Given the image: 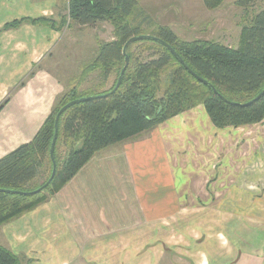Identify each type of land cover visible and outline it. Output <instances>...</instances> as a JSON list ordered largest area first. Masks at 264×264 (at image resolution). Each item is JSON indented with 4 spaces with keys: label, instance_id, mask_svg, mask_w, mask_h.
Here are the masks:
<instances>
[{
    "label": "crops",
    "instance_id": "crops-1",
    "mask_svg": "<svg viewBox=\"0 0 264 264\" xmlns=\"http://www.w3.org/2000/svg\"><path fill=\"white\" fill-rule=\"evenodd\" d=\"M204 10L207 17L200 10L171 22L181 24L183 40L210 41V31L200 25L213 24L214 18ZM40 18L55 27L67 22V0H0V30L15 20ZM67 23L61 30L25 23L0 32V105L6 100L0 108V159L33 139L69 89L71 81L52 68L61 50L69 49L64 37L75 43L73 28L75 35L92 32L96 53L111 41L93 38L105 23L93 28ZM217 36L212 40L226 47L238 45V38L228 44ZM81 57L74 59L78 69L94 59L86 64ZM231 130L215 128L198 106L99 152L48 201L1 225L0 247L21 264H264V249L254 253L245 247L264 243V218L257 222L261 239H254L252 227L242 232L236 215L224 225L229 235L221 226L212 235L199 230L205 221L200 213L264 211V204L254 203L252 187L239 182L225 161L231 148L237 150ZM187 212L198 215L189 219Z\"/></svg>",
    "mask_w": 264,
    "mask_h": 264
},
{
    "label": "trees",
    "instance_id": "trees-1",
    "mask_svg": "<svg viewBox=\"0 0 264 264\" xmlns=\"http://www.w3.org/2000/svg\"><path fill=\"white\" fill-rule=\"evenodd\" d=\"M201 1L209 11L217 10L225 2ZM259 1L235 0L234 5L243 11L244 17L238 45L229 48L215 41L182 40L163 25L155 26L152 33L146 34L144 26L151 19L139 8L137 0H67V22L89 28L108 23L113 40L99 45L91 64L83 69L80 79L56 99L50 115L33 139L0 159V190L28 193L44 185L52 172L49 151L58 111L77 99L113 91L125 65L123 47L131 38L150 36L157 40H139L126 47L128 65L116 91L75 104L60 115L53 150V180L32 196L0 192V226L48 201L99 152L151 131L198 106L204 108L217 129L261 124L264 95L246 106L264 89V9L249 15ZM67 22L64 19L55 27L46 18L20 19L4 25L0 32L17 29L25 23L45 24L61 30L69 25ZM96 70L100 71L103 82L113 78L112 85L100 92L82 90L84 78ZM32 74L30 72L28 77ZM0 264L21 262L0 247Z\"/></svg>",
    "mask_w": 264,
    "mask_h": 264
},
{
    "label": "rangeland",
    "instance_id": "rangeland-1",
    "mask_svg": "<svg viewBox=\"0 0 264 264\" xmlns=\"http://www.w3.org/2000/svg\"><path fill=\"white\" fill-rule=\"evenodd\" d=\"M233 1L234 0H225V2L220 8L211 12L212 17L214 18L213 24L206 25L204 22H202V24L200 25V28L203 29L207 27V30L210 31L211 35L207 37L208 40L214 41L212 40V34H216L219 35L217 36L219 37L217 39H220L221 42L230 44L237 41L238 34L240 31L239 28L241 24H243L242 18L244 17V14L241 9L236 8ZM137 2L139 4V8L142 9L145 14L148 15L151 19V22L147 26H144V32L146 34L152 33L155 26L157 25H163L168 27L167 23H169L172 26V29L170 27L169 28L172 31L176 32L179 35L178 37L182 39L181 24L177 23V25L175 26L174 23L171 22H180V19H182L181 14L183 16L185 14L194 16L195 13L198 14L200 10L201 11L199 14L201 15V17H207L208 15V12L204 10V6H202L200 0H137ZM199 4L201 6H199ZM262 9H264V0H260L259 2H257L253 9L249 11V15H251L252 12H258ZM137 22L138 20L136 21V23ZM57 26H59V24ZM76 33L77 32L75 31V28H73L70 33L72 38L75 39V43L69 42V38L65 39L66 36L64 37L63 41L64 43H67L69 45V49H65L63 51L61 50L57 58L55 57L53 59V63L56 64V66H52V68L57 71L58 75L65 82H68L67 80L71 81L70 85L74 84L76 81H78V79H80V74H82L81 72L84 69H78V66H74L75 57H77L78 55L84 56L81 57V59H83L84 62H86L87 64V62H89L92 58H95L96 55V51L94 47H92L91 42L92 39L90 33L92 32L75 35ZM93 38H95L99 42L109 40L112 41L113 33L111 26L108 23H105L102 26L98 27V29L96 28V31L93 34ZM84 42L86 43L85 47L83 46ZM73 75L75 76L73 77ZM112 81L113 78H110L109 81L103 82L99 71L96 70L88 74L84 78L80 88L82 90L97 89L100 92L101 90L108 89L112 85ZM262 130L264 132V123L262 127L260 126L250 129L236 128L227 132L230 133L229 135L232 136L230 138L233 139L234 135L238 138V144L236 147L237 150H233V148H231V151L230 153H228V156H226L225 161L230 162V169L239 182L243 183L247 187H252L250 188V193L255 194L253 198H255L254 203L256 205L264 204V195H257V193L260 192L259 190L264 191V134L261 133ZM246 134L252 137L251 141H244L246 137L250 138L249 136H246ZM235 157H237V161L234 160ZM224 169L226 171L229 170L228 163L223 164V170ZM245 177H249V179L245 180ZM184 215L185 217H189V219H193L196 217V215H198V213L187 212ZM203 215L205 221H203L199 225H203V229L201 227L199 230L200 232H202L203 230L206 235H212L214 232H216V230L220 229V226L222 228V233L225 235H229L227 233L228 229L227 227L225 228L224 225H226V223L228 225L230 219H232V217L236 215L237 220L239 221L238 226L241 228L242 232L245 230H250L252 227L254 231V239H261L262 234L257 229V222L260 221V219L264 218V211H245L237 213H232L228 211L205 212L200 213V218ZM215 216L216 219H214ZM214 227H216L215 231L213 229ZM255 234H258V237H256ZM222 241H224V237H222ZM227 245L228 244L226 243L225 246ZM247 245L248 246L245 247L250 252L253 251L254 253H262L264 249V243L258 245L256 243L252 245Z\"/></svg>",
    "mask_w": 264,
    "mask_h": 264
},
{
    "label": "water",
    "instance_id": "water-1",
    "mask_svg": "<svg viewBox=\"0 0 264 264\" xmlns=\"http://www.w3.org/2000/svg\"><path fill=\"white\" fill-rule=\"evenodd\" d=\"M145 39H153V40H157L153 37H150V36H139V37H134V38H131L129 41H127V43L124 45L123 47V50H122V54L125 56V65L124 67L122 68L121 72H120V75L117 79V83L113 89V91H111L109 94H106V95H103V96H108L110 94H112L114 91H116L121 83V80H122V77H123V74H124V71L128 65V57L126 56L125 54V49L126 47L133 43V42H136V41H139V40H145ZM165 45V44H164ZM167 47V49L179 60L178 56L175 54V52L167 45H165ZM180 61V60H179ZM191 73V72H190ZM264 95V89L260 92V94L251 102L247 103V105H250L251 103L259 100L262 96ZM103 96H94V97H88V98H82V99H77L75 101H72L70 103H68L67 105H65L64 107H62L56 117H55V120H54V133H53V138H52V141H51V145H50V151H49V155H50V158H51V161H52V172H51V175L49 177V179L46 181V183L44 185H42L40 188H38L37 190L35 191H32V192H28V193H22V192H15V191H7V190H0V192L2 193H7V194H17V195H23V196H32V195H36L38 194L39 192H41L42 190H44L50 183L51 181L53 180L54 176H55V164L53 162V150H54V146H55V142H56V139H57V133H58V119L60 117V115L65 111L67 110L69 107L75 105V104H79V103H82V102H85V101H88V100H92V99H96V98H99V97H103Z\"/></svg>",
    "mask_w": 264,
    "mask_h": 264
}]
</instances>
